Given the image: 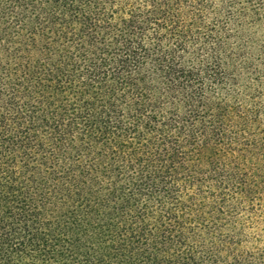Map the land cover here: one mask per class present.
Masks as SVG:
<instances>
[{
    "label": "trees",
    "instance_id": "16d2710c",
    "mask_svg": "<svg viewBox=\"0 0 264 264\" xmlns=\"http://www.w3.org/2000/svg\"><path fill=\"white\" fill-rule=\"evenodd\" d=\"M0 264H264V0H0Z\"/></svg>",
    "mask_w": 264,
    "mask_h": 264
}]
</instances>
